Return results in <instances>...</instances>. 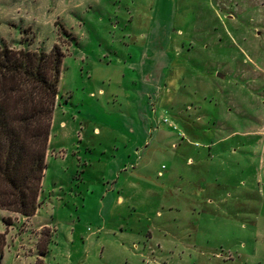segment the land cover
I'll return each mask as SVG.
<instances>
[{
  "label": "rangeland",
  "instance_id": "374dc122",
  "mask_svg": "<svg viewBox=\"0 0 264 264\" xmlns=\"http://www.w3.org/2000/svg\"><path fill=\"white\" fill-rule=\"evenodd\" d=\"M56 45L41 206L0 210V264H264V0H0L1 49Z\"/></svg>",
  "mask_w": 264,
  "mask_h": 264
},
{
  "label": "trees",
  "instance_id": "16d2710c",
  "mask_svg": "<svg viewBox=\"0 0 264 264\" xmlns=\"http://www.w3.org/2000/svg\"><path fill=\"white\" fill-rule=\"evenodd\" d=\"M64 58L57 45L0 48V210L32 217L41 206Z\"/></svg>",
  "mask_w": 264,
  "mask_h": 264
},
{
  "label": "crops",
  "instance_id": "0c3cea01",
  "mask_svg": "<svg viewBox=\"0 0 264 264\" xmlns=\"http://www.w3.org/2000/svg\"><path fill=\"white\" fill-rule=\"evenodd\" d=\"M50 155L48 154V157H49ZM43 183H44V181H43ZM48 226V225H47ZM45 227L44 229H47L48 227ZM50 234H51V232L49 233V236L48 237H45L46 238V240H45V246H43V244H42V241H41V246H42V250L43 251H45L46 250V247H48V245L50 244V241H51V236H50ZM44 238V239H45ZM43 239V240H44ZM42 256H44V254H42Z\"/></svg>",
  "mask_w": 264,
  "mask_h": 264
},
{
  "label": "water",
  "instance_id": "95a60500",
  "mask_svg": "<svg viewBox=\"0 0 264 264\" xmlns=\"http://www.w3.org/2000/svg\"><path fill=\"white\" fill-rule=\"evenodd\" d=\"M221 77V75H219Z\"/></svg>",
  "mask_w": 264,
  "mask_h": 264
}]
</instances>
